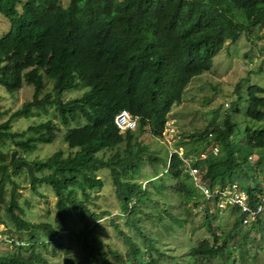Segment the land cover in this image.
Here are the masks:
<instances>
[{
  "label": "trees",
  "instance_id": "obj_1",
  "mask_svg": "<svg viewBox=\"0 0 264 264\" xmlns=\"http://www.w3.org/2000/svg\"><path fill=\"white\" fill-rule=\"evenodd\" d=\"M0 13L10 29L0 37V84L9 92L25 83L35 88L33 99L0 126V139L22 137L15 141L26 152L38 143L54 142L58 128L52 120L30 125L22 133L2 130L10 129L16 118L30 115L34 108L48 111L58 107L65 126L80 117L87 120L65 132L64 139L72 149L69 155L58 150L45 159L28 161L16 152L12 165L0 164V223L9 226L8 242L13 245L0 254V264H52L50 245L66 251L62 231H68L76 218L83 229L69 234L83 243L84 251L80 262L71 257L69 264H171L166 257L172 256L161 251L156 238L139 230L148 243L143 248L115 221L128 248L125 253L110 249L115 260L108 259L98 229L99 220L111 212H97L91 206L95 204L94 191L104 187L99 175L105 168L111 170L121 209L130 220L140 211L139 205L146 204L152 188L164 195L170 186L165 182L168 179L178 180L177 191L187 203L195 201L198 206L199 200L210 202L193 186L192 168L201 171L202 182L211 188L236 182L247 189L253 208L261 202L262 184L245 187L237 179L246 174L242 165L253 155V149L264 148V130L247 127L243 145L234 149L236 124L227 115L223 125L207 128L204 136H191L192 141L204 140L220 151L210 149L205 158L196 160L177 151L165 159L152 158V163L163 161L165 176L161 184L152 180L144 187L134 176L141 173V154L147 147L139 142L135 130L121 132L115 117L126 109L139 117V132L148 128L153 136L161 137L169 113L182 102L191 80L211 70L224 45L236 41L245 29L251 37L256 27L264 28V0H70L67 5L60 0H0ZM47 79L52 81L49 91ZM81 84L88 87L81 97L63 100L65 91ZM263 91L257 85L249 89L248 118L264 120V97L259 95ZM27 132L31 134L26 137ZM123 144L126 147L121 151ZM223 150L225 160L220 155ZM103 151H111V157L106 159L100 154ZM0 157L5 159L3 154ZM26 170L33 191L41 193L38 187L44 184L55 191L54 222H32L24 217L16 177ZM263 215H259L260 227H264ZM177 225L184 227L182 221ZM209 228L212 230L211 222ZM213 235L214 243L199 241L188 254L189 261L237 264L229 246L220 244L215 232ZM244 244L240 242L241 249ZM245 254L249 258L245 250L240 264H247Z\"/></svg>",
  "mask_w": 264,
  "mask_h": 264
},
{
  "label": "rangeland",
  "instance_id": "obj_2",
  "mask_svg": "<svg viewBox=\"0 0 264 264\" xmlns=\"http://www.w3.org/2000/svg\"><path fill=\"white\" fill-rule=\"evenodd\" d=\"M60 2L67 5L70 0H60ZM260 28V26L256 27L254 30L256 32L251 33L253 35L251 37L248 35L249 30L245 29L236 41H228L215 56L211 70L191 80L185 89L182 102L175 105L169 113L161 137L153 136L148 128L144 132H139L138 128L135 130L139 134V142L147 147V150L141 154L143 157L141 173L134 176V179L141 182L144 187L152 180L161 184L160 179L165 176L163 175L166 172L163 161L156 159L152 163V158L165 159L166 156H171L173 152L178 151L182 157L189 156L196 160L206 157L210 149L215 153L220 151L216 146L207 145L204 140L192 141L191 136L194 134L197 137L201 134L204 136L203 132L207 128L212 129L215 125H223L227 115H230L231 121L236 124L232 137L234 149L243 145L247 127L264 130V120H253L246 114L249 107V89L255 85L264 89V28ZM8 30H10L9 23L0 13V37ZM47 81L46 91H49L52 89V81L48 79ZM34 90V85L25 83L22 88L9 92L0 84V126L14 112L21 109L26 101L33 99ZM87 90L88 87L81 84L75 89L65 91L62 98L65 101L79 98ZM259 95L264 97V91L259 92ZM46 120H52L58 128V135L54 142L38 143L34 150L26 152L15 141L22 137L12 139L5 136L4 139H0V154L5 156L4 160L0 157V164L12 165L16 152L28 161L45 159L58 150H62L65 155L72 153V149L64 139L65 132L68 127L83 125L87 120L80 117L77 121L65 126L61 122L56 106L49 107L48 111L34 108L30 115L16 118L10 129L2 130L22 133L30 125ZM30 134L27 132L26 137ZM209 138L213 137L209 135ZM125 147L123 144L121 151H124ZM100 154L107 159L111 157L112 152L103 151ZM252 154L249 160L242 165V170L246 174L237 180L245 187L256 184L264 186V148H254ZM220 155L222 160L227 158L224 150ZM193 176L195 183L201 182V171ZM99 177L104 180V187L94 191L95 204L91 206L97 212L103 210L111 212L106 213L99 220L98 229V236L104 240L102 250L109 260L113 262L115 260L110 249L125 253L128 248L113 224L115 221L119 229L137 240L143 248H146L148 243L142 238L140 231L143 235L156 238L161 251L167 256H172V258L166 257L172 262L171 264H176L173 263L174 261L181 264H196L189 261L188 254L199 241L208 240L214 243V232L220 237V244L225 242L229 246L228 250L233 251L237 264H240V256L245 250L249 251V258L247 259L246 254L243 258L247 264H264V227L258 225L259 216L244 221L243 218L241 220L242 214L237 213V210L227 203H204L200 200L198 206L195 201L187 203L186 197L177 191L178 180L168 179L165 182L170 186L164 190V195L158 194V191L152 188L149 197L146 198V204L139 205L140 211L130 220L128 213H124L121 209L111 170L109 168L101 170ZM16 179L20 183L18 199L25 208L24 217L32 222H54L58 197L53 188L45 184L40 185L38 190L43 195L33 191L28 170L19 174ZM205 180L209 181L208 178ZM193 186H195L194 183ZM263 213L264 210L261 214ZM175 219L182 221L184 227L177 225ZM237 220H241V224H238ZM209 222H211L212 230L209 228ZM236 224H238L237 228ZM253 226L258 228H253ZM8 229L9 226L0 223V254L13 248V245L8 242L11 234ZM82 229L83 224L76 218L68 231H62V241L66 251L51 244L49 247L51 252L48 254L50 263L69 264L67 259L71 257L77 262L81 261L84 245L77 238H72L69 231ZM244 241L245 244L241 249L239 244L240 242L243 244ZM237 259L240 260L237 261Z\"/></svg>",
  "mask_w": 264,
  "mask_h": 264
},
{
  "label": "built area",
  "instance_id": "obj_3",
  "mask_svg": "<svg viewBox=\"0 0 264 264\" xmlns=\"http://www.w3.org/2000/svg\"><path fill=\"white\" fill-rule=\"evenodd\" d=\"M138 118L135 117L130 111L122 110L115 117V123L117 127L122 130L135 129L137 127ZM205 158V157H204ZM195 168H192L190 173L193 177V183L199 188V190L205 195V198L214 203H227L230 204L236 210L241 209L240 213L244 221H248L249 218L259 216L264 210V196L260 203L255 204V208L251 206V199L247 189L241 187L238 183L234 182L232 185L226 187L216 186L211 188L208 183L201 182L195 183L194 176L196 172H199ZM193 173V174H192Z\"/></svg>",
  "mask_w": 264,
  "mask_h": 264
},
{
  "label": "clouds",
  "instance_id": "obj_4",
  "mask_svg": "<svg viewBox=\"0 0 264 264\" xmlns=\"http://www.w3.org/2000/svg\"><path fill=\"white\" fill-rule=\"evenodd\" d=\"M135 117H137V116H135ZM138 118V122H137V127L135 128V129H128V130H136L137 128H138V124H139V117H137ZM120 130V129H119ZM128 130H125V131H122V130H120L121 132H126V131H128ZM178 152V151H177ZM218 152V151H217ZM216 152V153H217ZM204 153H206V152H204ZM215 153V152H214ZM207 155H208V153H207ZM190 161V160H189ZM193 183V182H192Z\"/></svg>",
  "mask_w": 264,
  "mask_h": 264
}]
</instances>
